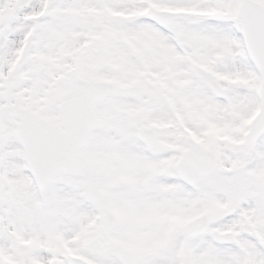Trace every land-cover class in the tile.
<instances>
[{"label": "rangeland", "instance_id": "374dc122", "mask_svg": "<svg viewBox=\"0 0 264 264\" xmlns=\"http://www.w3.org/2000/svg\"><path fill=\"white\" fill-rule=\"evenodd\" d=\"M47 1V19L30 23L29 16ZM54 1L0 0V246L5 242V259L68 264L71 250L95 264H180L182 257L186 264H264V134L251 147L241 145L260 86L239 52L229 18L232 0H201L206 3L202 17L168 25L167 33L185 49L193 46L187 56L169 47L160 29L140 17L152 1L156 8L162 3L186 9L193 0H68L57 6ZM30 30L38 34L37 45L17 71L13 65ZM124 41L137 46L134 59L141 70ZM190 60L211 65L226 102L217 101L190 73ZM70 68L95 79L114 78L116 70L123 92L97 104L101 122L80 150L73 172L57 177L39 197L13 138L15 119L6 104L16 99L55 120L58 102L78 86L65 79ZM154 68L155 77L139 83L152 85L154 103L148 88L139 86L134 101H126L128 85L140 81L144 69ZM171 121L182 123L186 134ZM151 124L158 131L152 155L135 136L139 126ZM116 125L122 126L118 136L112 131L118 132ZM190 142L216 149L221 167L194 189L181 186L174 171ZM101 204L118 219L105 236L97 217ZM205 210L209 229L186 237L184 224ZM243 221L257 239L239 233ZM94 237L103 246L88 250ZM9 243L14 252L6 249Z\"/></svg>", "mask_w": 264, "mask_h": 264}, {"label": "water", "instance_id": "95a60500", "mask_svg": "<svg viewBox=\"0 0 264 264\" xmlns=\"http://www.w3.org/2000/svg\"><path fill=\"white\" fill-rule=\"evenodd\" d=\"M159 13L149 15L157 17ZM24 63L25 58L22 57L17 66L20 67ZM194 73L204 79L206 85L213 89V93L217 96H224L223 89L200 69H194ZM67 75L70 81L78 80L77 72L74 70ZM262 81L261 108L243 139L244 146L251 145L264 132V70H262ZM82 83L81 88L70 99L60 104L59 124H51L42 120L29 109L21 107L17 101L10 104L11 114L18 118L15 134L21 142L31 174L40 186H44L47 181L52 180L59 173L71 171L79 148L87 142L90 131L97 122L94 103L116 91L113 85L103 87L101 83H97L92 87L91 82L82 81ZM60 126H63L64 130H61ZM144 131L147 132H143L141 138L146 142L151 141L153 132L150 134L149 130ZM217 160L218 155L214 150L201 151L189 144L176 164V171L183 182L194 187L205 176L216 171ZM99 215L104 230L107 232L115 223L114 217L104 207L100 208ZM207 216V213H203L194 218L186 224L185 230L190 233L205 231L208 228ZM246 226L247 223L240 225V231L247 233ZM250 234L255 235L254 232ZM100 246L96 240L89 242V247ZM73 262L87 264L79 259Z\"/></svg>", "mask_w": 264, "mask_h": 264}, {"label": "flooded vegetation", "instance_id": "af4514ba", "mask_svg": "<svg viewBox=\"0 0 264 264\" xmlns=\"http://www.w3.org/2000/svg\"><path fill=\"white\" fill-rule=\"evenodd\" d=\"M261 1H264V0H261Z\"/></svg>", "mask_w": 264, "mask_h": 264}]
</instances>
